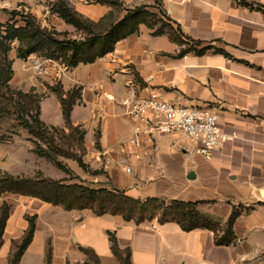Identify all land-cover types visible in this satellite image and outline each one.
Listing matches in <instances>:
<instances>
[{
    "label": "crops",
    "instance_id": "0c3cea01",
    "mask_svg": "<svg viewBox=\"0 0 264 264\" xmlns=\"http://www.w3.org/2000/svg\"><path fill=\"white\" fill-rule=\"evenodd\" d=\"M159 1L188 40L198 42L197 52L183 53L187 45L168 34L155 36L142 25L114 52L74 69L43 60L38 74L24 72L28 63L13 50V82L23 91L34 90L38 83L40 92H48L41 117L44 111L42 121L54 127H64L65 121L60 100L47 85L61 84L65 93L81 90L71 120L86 131L85 162L104 176L94 183H106L141 201L212 202L202 211L223 226L234 209L250 208L234 225L236 242L218 246L208 230L184 232L176 223L158 220L136 225L121 217L66 211L15 196L0 264H9L13 243L22 240L33 216L34 237L19 264H46L49 248L51 264H86L80 247L94 250L101 264H120L112 253L111 233L122 249H130L132 264H264V201L257 194L264 187V0ZM96 5L103 15L93 21L112 11ZM53 17L59 31L67 29L68 24ZM20 72L25 73V87ZM146 88L177 105L213 106L221 130L233 139L216 148L211 159L197 152V142L179 134L156 136L140 149L126 147L133 123L123 102L132 89L147 95Z\"/></svg>",
    "mask_w": 264,
    "mask_h": 264
},
{
    "label": "trees",
    "instance_id": "16d2710c",
    "mask_svg": "<svg viewBox=\"0 0 264 264\" xmlns=\"http://www.w3.org/2000/svg\"><path fill=\"white\" fill-rule=\"evenodd\" d=\"M56 1L49 5L50 14L73 27L77 37H71L68 33L60 32L54 27H44L32 13L25 15L17 10L9 13L8 22L0 23V130L10 120V116L17 115L16 120L20 121V126L30 135V141L35 147L34 153L53 163L65 174L71 175V170L61 159L74 160L82 168H86L83 162L86 131L81 126H74L71 120L74 106L81 100V90L75 88L65 93L61 84L50 87L51 92L58 96L62 105L65 126L46 125L41 119L40 104L44 97L24 93L9 86L15 75L14 61L10 53L15 50L17 58L22 61L37 55L44 60L58 62L68 69L94 64L114 52L120 41L138 33L140 26L145 25L153 30L157 24H151L149 19H156L157 15L150 12L147 6H141L128 10L119 21H112L113 11L100 20L93 21L78 13L67 0ZM91 1L111 8L122 5L119 0ZM166 14L165 10H160V15L169 25L174 26L170 27L172 31H165L163 27H160L154 30V35L168 34L176 43L187 45L183 53L197 52L198 42L189 41ZM17 18H21L22 24H18ZM188 44L192 46L189 47ZM8 140L6 135H0V143ZM74 179L55 180L44 176L19 177L0 170V197L4 194H12L35 198L47 204L62 207L66 211L88 210L97 217H121L125 222L136 225L158 220L160 224L176 223L184 232L208 230L214 233L218 246H231L236 242L234 225L243 213L250 210L243 206L234 209L223 226L202 211L204 206L212 202H184L163 198L141 201L130 197L124 190L93 183L87 184L80 179L76 178L78 181ZM10 213L11 207L7 204L0 207V249ZM28 223V229L22 240L13 243L9 264H19L33 240L36 216L28 217ZM110 242L112 253L120 264H132L130 249H122L113 233L110 234ZM79 249L86 258V264H101L100 257L94 250L84 247ZM51 261L52 250L49 248L46 264H51Z\"/></svg>",
    "mask_w": 264,
    "mask_h": 264
},
{
    "label": "rangeland",
    "instance_id": "374dc122",
    "mask_svg": "<svg viewBox=\"0 0 264 264\" xmlns=\"http://www.w3.org/2000/svg\"><path fill=\"white\" fill-rule=\"evenodd\" d=\"M68 3L76 10L79 11L81 15H83L85 18H99L103 15V11L101 7L96 5L91 0H85V2H81L79 0H67ZM122 5L116 6V7H110L113 11L112 21H119L121 20L127 13L128 10H134L137 7L141 6H147L150 12L155 13L156 19L150 18L151 24H157L156 27H154L153 30H157L160 27H163L165 31H172L170 27H174L172 25H169L167 20L160 15V10L164 11L163 5L159 0H119ZM57 2L56 0H0V23H6L10 20V12L13 10H17L18 12H21L22 14H28L32 13L37 17V19L40 21V23L44 27H54L53 24L55 21V18L53 15L48 14L51 7L49 6L51 3ZM94 3V4H93ZM86 6L85 8H80V6ZM82 13H81V12ZM84 12V13H83ZM166 16H168L166 14ZM18 24H22L21 18H17ZM67 29H62L60 32L68 33L71 37H77V33L75 32V29L71 26L65 25ZM57 29V28H56ZM58 30V29H57ZM59 31V30H58ZM189 47L192 46L191 44H188ZM30 61L27 60V65L24 67V72H27L29 70L32 71L34 74H38L40 72V63L43 61V58H40L37 55H33L30 57ZM14 68V67H13ZM22 71V72H23ZM25 73L20 72V85H22V81L24 85L27 86L26 78H24ZM14 79V77H13ZM12 81L10 82V85L15 90H21L17 85L14 84ZM60 84H56L54 86H59ZM40 85L36 83L34 90H28L23 91L24 93H33L40 97H45L48 92H40ZM52 86L47 85V91L51 92ZM43 101V99H42ZM41 101V103H42ZM45 103V102H44ZM48 103V100L46 101ZM41 105V104H40ZM35 114V110L33 111ZM17 115L10 116V120L7 122L6 125H4V128L0 130V135H6L9 140L0 143V170L6 173H9L13 176H25L29 178H35L44 176L47 178H52L55 180H66L69 178H75L74 181H78L77 179H80L87 184H95V185H104L106 183H94L93 180H104V176L101 172V170H95L92 169L89 164H87L84 160L87 149H86V142H85V155L83 156V162L85 164L86 168H82L78 162L70 159H61V161L71 170V175L65 174L63 171L57 169L53 163L50 161L39 157L37 154L34 153V144L30 141V135L26 129H23V127L20 126V121L16 120ZM42 120L45 119V113L43 111L42 113ZM68 134V131H66ZM99 173V174H97ZM97 174V175H96ZM77 178V179H76ZM73 181V183H74ZM106 182V181H104ZM107 187V186H106ZM17 195L12 194H4L0 197V207H2L4 204H7L9 207H11L12 211V205L10 200H13ZM23 197V196H21ZM11 214V213H10ZM5 232V231H4ZM221 235V234H220ZM4 236V235H3ZM4 241V240H3Z\"/></svg>",
    "mask_w": 264,
    "mask_h": 264
},
{
    "label": "built area",
    "instance_id": "2783aa9c",
    "mask_svg": "<svg viewBox=\"0 0 264 264\" xmlns=\"http://www.w3.org/2000/svg\"><path fill=\"white\" fill-rule=\"evenodd\" d=\"M150 81L148 78L147 83ZM146 90L147 95H138L132 89L131 95L123 102L125 114L133 123V134L126 147L140 149L156 136L179 134L197 142L200 145L197 152L211 159L216 148L233 139L221 130L213 106L177 105L164 100L154 89Z\"/></svg>",
    "mask_w": 264,
    "mask_h": 264
},
{
    "label": "water",
    "instance_id": "95a60500",
    "mask_svg": "<svg viewBox=\"0 0 264 264\" xmlns=\"http://www.w3.org/2000/svg\"><path fill=\"white\" fill-rule=\"evenodd\" d=\"M258 197L260 198V200H263L264 201V187L260 188L258 190Z\"/></svg>",
    "mask_w": 264,
    "mask_h": 264
}]
</instances>
